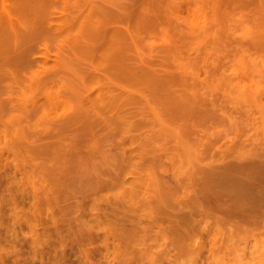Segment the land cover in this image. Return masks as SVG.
<instances>
[{"label": "rangeland", "instance_id": "rangeland-1", "mask_svg": "<svg viewBox=\"0 0 264 264\" xmlns=\"http://www.w3.org/2000/svg\"><path fill=\"white\" fill-rule=\"evenodd\" d=\"M0 264H264V0H0Z\"/></svg>", "mask_w": 264, "mask_h": 264}]
</instances>
